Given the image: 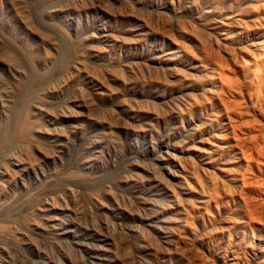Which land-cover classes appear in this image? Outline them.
<instances>
[{
	"label": "rangeland",
	"instance_id": "obj_1",
	"mask_svg": "<svg viewBox=\"0 0 264 264\" xmlns=\"http://www.w3.org/2000/svg\"><path fill=\"white\" fill-rule=\"evenodd\" d=\"M37 1L0 0V264H264V0Z\"/></svg>",
	"mask_w": 264,
	"mask_h": 264
},
{
	"label": "bare ground",
	"instance_id": "obj_2",
	"mask_svg": "<svg viewBox=\"0 0 264 264\" xmlns=\"http://www.w3.org/2000/svg\"><path fill=\"white\" fill-rule=\"evenodd\" d=\"M48 0H38L37 1V8H38V11H40L42 8H44V7H46L47 6V4L49 3V2H47ZM41 12V11H40ZM39 12V13H40ZM36 57L35 56H33V64L35 65V63H36ZM31 68H33V66L31 67ZM30 68V69H31ZM36 69V68H35ZM32 70V69H31ZM34 70V69H33ZM31 73H32V75H34V76H37L36 74V71H30ZM30 72H28V73H30ZM31 73H30V75H31ZM28 75V74H27ZM32 78H35V77H32ZM31 78V79H32ZM30 79V80H31ZM34 81V80H33ZM26 82H28L29 84H30V82H29V78H28V81H26ZM26 82H24V83H26ZM30 86V85H29ZM25 85H24V90H25ZM27 88H29L28 86L26 87V89ZM26 92V97H31V94H33V91L32 90H30V88H29V90H27V91H25Z\"/></svg>",
	"mask_w": 264,
	"mask_h": 264
}]
</instances>
